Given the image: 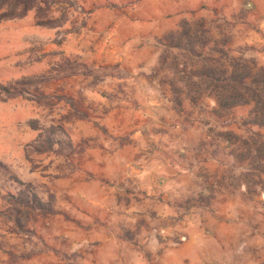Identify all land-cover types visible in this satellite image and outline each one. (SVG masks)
<instances>
[{
  "label": "rangeland",
  "instance_id": "1",
  "mask_svg": "<svg viewBox=\"0 0 264 264\" xmlns=\"http://www.w3.org/2000/svg\"><path fill=\"white\" fill-rule=\"evenodd\" d=\"M31 4L0 18V264H264V130L194 84L206 58L264 65V0ZM52 125L73 154L34 149Z\"/></svg>",
  "mask_w": 264,
  "mask_h": 264
},
{
  "label": "trees",
  "instance_id": "2",
  "mask_svg": "<svg viewBox=\"0 0 264 264\" xmlns=\"http://www.w3.org/2000/svg\"><path fill=\"white\" fill-rule=\"evenodd\" d=\"M5 0H0V2ZM33 0H11L9 8L0 13V18L23 16L32 6ZM17 6H21L17 10ZM169 43L172 42L170 37L166 36ZM180 43H173L179 45ZM226 58V52L220 51ZM195 75L197 80L194 82L197 86L199 96L203 95L204 90H209L215 95L216 106L213 112L217 117H225L229 123H238L250 135L256 139H261L263 135L260 129L264 130V65H259L253 58H243L239 56L228 57L227 60L208 59L204 60L203 65L199 68ZM0 89L8 94H19L20 90L14 85L3 86ZM40 96L44 97V93L40 92ZM70 106V114L79 118H86L85 111L76 107L73 101L64 96H58ZM240 107L246 109L244 116L237 119L234 115L235 110ZM58 129L54 134L53 130ZM123 140V138H122ZM34 149L39 151H53L59 155L69 156L75 152V146L70 139L69 132L62 126L54 125L40 129L33 141ZM82 147V146H81ZM262 147L260 141L257 150ZM22 199L21 193L16 197L20 200L25 211L17 212L28 215V209L53 212L51 199L42 202L36 196ZM209 201V200H208ZM15 221L19 223V218Z\"/></svg>",
  "mask_w": 264,
  "mask_h": 264
}]
</instances>
